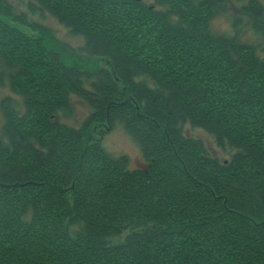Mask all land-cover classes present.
I'll return each mask as SVG.
<instances>
[{"label":"trees","instance_id":"1","mask_svg":"<svg viewBox=\"0 0 264 264\" xmlns=\"http://www.w3.org/2000/svg\"><path fill=\"white\" fill-rule=\"evenodd\" d=\"M221 1L0 0V85L21 100L0 103V264H264V6H241L258 49L210 33ZM45 14L89 60L64 63ZM116 125L141 167L102 146Z\"/></svg>","mask_w":264,"mask_h":264},{"label":"rangeland","instance_id":"2","mask_svg":"<svg viewBox=\"0 0 264 264\" xmlns=\"http://www.w3.org/2000/svg\"><path fill=\"white\" fill-rule=\"evenodd\" d=\"M13 4L17 12H25L26 2L28 0H8ZM199 1V0H193ZM264 6V0H258ZM147 5L156 6L155 0H142ZM249 0L240 1H221L215 8L213 17L209 20L208 29L214 36H232L235 31L238 33L239 40L246 43H252L260 49V41L256 37L253 30L250 29L248 17L242 14L241 6L246 5ZM30 21L36 22L49 30L50 35L53 36L49 47L55 50L67 66H70L74 59H87L80 55L78 49L82 46V39L80 37L71 36L63 26L59 25L51 16L45 14L43 17L38 15H29ZM236 23V24H235ZM262 44V43H261ZM259 56H263L262 52H257ZM89 60V59H87ZM4 98H9L13 105L15 101H21L19 97L12 94L8 88L7 81L0 85V103ZM71 101L75 107L74 116L67 122L74 127H79L83 120L90 113V108L81 99L71 96ZM1 120V118H0ZM186 136L201 139L211 157L217 158L220 162L226 161L230 153L219 149L213 139L205 131L198 128H191L186 125L183 129ZM102 140V146L105 150L114 157L127 156L132 168L141 167L143 165L139 148L128 137L123 129L116 125L113 130L107 131Z\"/></svg>","mask_w":264,"mask_h":264},{"label":"water","instance_id":"3","mask_svg":"<svg viewBox=\"0 0 264 264\" xmlns=\"http://www.w3.org/2000/svg\"><path fill=\"white\" fill-rule=\"evenodd\" d=\"M135 1L140 2V1H142V0H135Z\"/></svg>","mask_w":264,"mask_h":264}]
</instances>
